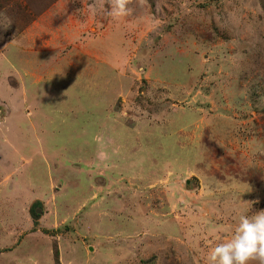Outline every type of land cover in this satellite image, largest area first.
I'll use <instances>...</instances> for the list:
<instances>
[{
  "label": "rangeland",
  "instance_id": "rangeland-1",
  "mask_svg": "<svg viewBox=\"0 0 264 264\" xmlns=\"http://www.w3.org/2000/svg\"><path fill=\"white\" fill-rule=\"evenodd\" d=\"M127 7L0 0V185L51 171L0 264H207L264 211V0Z\"/></svg>",
  "mask_w": 264,
  "mask_h": 264
},
{
  "label": "crops",
  "instance_id": "crops-1",
  "mask_svg": "<svg viewBox=\"0 0 264 264\" xmlns=\"http://www.w3.org/2000/svg\"><path fill=\"white\" fill-rule=\"evenodd\" d=\"M15 135L14 138H12L11 132H8V134L0 141V172L3 173L0 178L6 179L9 178L8 172L9 170H12L14 167L15 169L18 168V164L20 163V158L22 154L24 155L26 152L21 151L19 149V143L20 140L15 134V131L13 132ZM16 149H15V148ZM39 157L38 159H40ZM44 158V157H43ZM46 159V158H45ZM40 161V160H39ZM38 161V162H39ZM17 165L13 166V164ZM8 163L11 164V167L8 166ZM13 166V167H12ZM33 169V166H30ZM31 168L29 171H24L22 175H14L15 178L10 181L8 185L6 184V181H3L0 185V210H5V213H2L0 211V232L3 234L1 236H4L0 239V256L2 252L6 253H12L14 254L18 250H20V245L24 242V240L27 237H37L36 234H31L29 231H31L30 227H32V221L30 219V206L31 204L38 198H35L37 195V191H34V185H32V182H27L28 180L25 179V177H29L31 180L36 178H42L44 175L46 176L47 173H50L51 171L46 169L45 171L41 170V166H38L39 170L37 171L36 167L33 169L34 174L31 171ZM14 169V170H15ZM27 174V175H26ZM26 175V176H25ZM25 180H24V179ZM36 181V180H35ZM38 182V181H37ZM50 184V181H49ZM49 186V189L51 186ZM64 187V186H60ZM38 189V186L36 187ZM55 189V188H54ZM29 214V215H28ZM31 225V226H30ZM23 226L24 230H21ZM30 226V227H29ZM33 229V227H32ZM23 232H27V234L23 235ZM16 238V243L9 244L10 240L12 238ZM14 246H17L14 248ZM10 248V249H9ZM2 250V251H1ZM25 250L29 251V255L26 256L24 259L19 260L18 264H23L27 262V264H33L35 261L38 260L35 254L36 253V247L32 251L28 248ZM7 253V254H8ZM34 259V260H32ZM13 261H16V259H12ZM39 261V260H38Z\"/></svg>",
  "mask_w": 264,
  "mask_h": 264
},
{
  "label": "clouds",
  "instance_id": "clouds-1",
  "mask_svg": "<svg viewBox=\"0 0 264 264\" xmlns=\"http://www.w3.org/2000/svg\"><path fill=\"white\" fill-rule=\"evenodd\" d=\"M132 0H108V15L128 14ZM207 264H264V211L240 216L230 238L218 242L207 256Z\"/></svg>",
  "mask_w": 264,
  "mask_h": 264
},
{
  "label": "trees",
  "instance_id": "trees-1",
  "mask_svg": "<svg viewBox=\"0 0 264 264\" xmlns=\"http://www.w3.org/2000/svg\"><path fill=\"white\" fill-rule=\"evenodd\" d=\"M30 214L33 215V216L36 215V214H33V212H31V210H30ZM33 216H32V218H34V219H36L38 217V215H36L35 217H33Z\"/></svg>",
  "mask_w": 264,
  "mask_h": 264
}]
</instances>
